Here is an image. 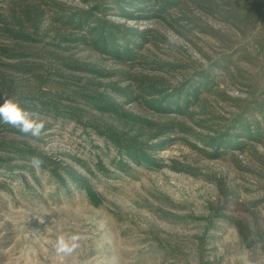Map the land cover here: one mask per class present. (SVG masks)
I'll return each mask as SVG.
<instances>
[{
    "label": "trees",
    "instance_id": "16d2710c",
    "mask_svg": "<svg viewBox=\"0 0 264 264\" xmlns=\"http://www.w3.org/2000/svg\"><path fill=\"white\" fill-rule=\"evenodd\" d=\"M80 2L84 7L60 0H0V98L18 96L22 106L47 121L45 131L56 122L91 131L107 153L113 151L109 164L120 173L166 166L199 175L192 166L175 160L165 165L156 156L172 143L184 144L208 160L231 156L237 166L238 155L264 148V0ZM192 8L233 31L234 41L212 57L203 54L205 64L149 60L143 46L168 40L155 29L126 23L154 20L184 37L190 29L186 22L200 27L191 17ZM83 51L112 65L73 58ZM135 64L143 72L131 70ZM227 86L240 94H230ZM2 133L10 134L0 135L3 178L26 187L27 178L38 184L37 170L45 171L66 194L74 187L92 206L103 203L90 181L110 172L100 154L94 170L75 157L55 160L7 124L0 123ZM90 147L102 150L94 143ZM34 156L43 160L39 169L30 166ZM224 202L211 208V216L231 220L245 248L257 247L264 256V229L254 230L229 216L231 201ZM261 203L264 197L235 202V208L253 215Z\"/></svg>",
    "mask_w": 264,
    "mask_h": 264
},
{
    "label": "rangeland",
    "instance_id": "374dc122",
    "mask_svg": "<svg viewBox=\"0 0 264 264\" xmlns=\"http://www.w3.org/2000/svg\"><path fill=\"white\" fill-rule=\"evenodd\" d=\"M60 1L84 7L80 0ZM190 12L200 27L186 22L190 29L184 37L158 21L110 18L139 29L152 28L165 36L167 43L143 46L149 60L205 64L203 54L212 57L234 41L233 31L199 10ZM73 58L112 65L88 51L74 53ZM131 70L143 72L138 64ZM227 88L234 96L240 94ZM31 143L55 160L68 162L69 156L75 157L92 168L100 154L110 172L90 181L103 203L92 206L74 187L66 194L45 171L37 170L38 184L27 178L26 187L0 175V264H264L257 247L245 248L231 220L211 216V208L230 200L229 216L246 221L254 230L264 229V203L253 215L235 208V202L264 197V148L256 146L238 155L239 166L231 156L208 160L180 143L157 151L165 165L175 160L198 170L199 175L191 176L166 166L133 167L120 173L109 164L113 151L107 153L97 135L72 122L53 123L40 141ZM91 143L102 150L90 147ZM72 233L83 237L79 247L71 255L58 256L54 249L57 236Z\"/></svg>",
    "mask_w": 264,
    "mask_h": 264
},
{
    "label": "clouds",
    "instance_id": "9594fccd",
    "mask_svg": "<svg viewBox=\"0 0 264 264\" xmlns=\"http://www.w3.org/2000/svg\"><path fill=\"white\" fill-rule=\"evenodd\" d=\"M0 123L17 129L27 141L34 142L42 137L47 121L40 113L22 106L18 96H6L0 98ZM29 163L31 167L39 169L43 160L34 156ZM82 238L78 233L57 236L54 244L56 254L61 257L71 255L79 247Z\"/></svg>",
    "mask_w": 264,
    "mask_h": 264
}]
</instances>
